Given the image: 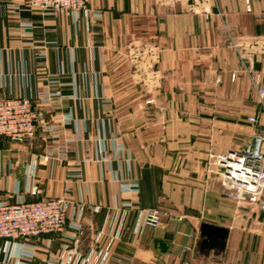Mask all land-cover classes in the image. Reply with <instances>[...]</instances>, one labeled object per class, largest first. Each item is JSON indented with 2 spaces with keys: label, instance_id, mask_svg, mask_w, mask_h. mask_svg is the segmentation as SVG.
Instances as JSON below:
<instances>
[{
  "label": "crops",
  "instance_id": "1",
  "mask_svg": "<svg viewBox=\"0 0 264 264\" xmlns=\"http://www.w3.org/2000/svg\"><path fill=\"white\" fill-rule=\"evenodd\" d=\"M21 2L0 0V98H33L49 85L59 95L44 107V121L64 113L73 121L61 133L38 126L31 142L0 143V199L66 195L81 202L83 253L95 247L116 204L133 202L107 264L122 255L133 264H264V214L223 187L210 158L264 134L247 121L262 104L244 66L259 72L264 86V0H92L95 17L88 10L46 14ZM16 3L19 9L9 8ZM132 41L155 46L153 62L143 60L139 70L126 56ZM61 149L66 158H45ZM131 180L139 191L123 192L121 182ZM154 207L166 212L161 224L134 234L135 210ZM203 222L228 229L223 251L201 249ZM32 242L34 264L61 243Z\"/></svg>",
  "mask_w": 264,
  "mask_h": 264
},
{
  "label": "built area",
  "instance_id": "2",
  "mask_svg": "<svg viewBox=\"0 0 264 264\" xmlns=\"http://www.w3.org/2000/svg\"><path fill=\"white\" fill-rule=\"evenodd\" d=\"M182 0H169L170 5L175 6ZM193 4L208 2L209 0H183ZM216 1V0H214ZM92 0H22L21 4L29 8H38L46 14L64 13L71 11L74 14L82 10H88L95 17L91 7ZM19 3L9 5L12 10L20 8ZM206 13L211 12L210 6L203 7ZM31 26V23H22L21 29ZM237 49V44L233 43ZM135 58H142L152 52V47H133ZM154 56L155 50L153 48ZM243 59V58H242ZM150 72H153L152 65ZM247 72L254 86L257 88L262 104L261 114H252L247 118L253 127L261 126L264 130V86L261 74L251 66L245 64ZM235 77V74L232 77ZM51 82V80H50ZM59 93L46 85L36 97H11L0 98V143L13 141L18 143L31 142L37 132L38 126L47 132L61 133L65 126L73 121V116L64 113L53 122L44 121V107L47 106ZM116 135L120 130H116ZM255 141L246 144L240 149L229 150L222 154H210L212 165L217 168L221 183L224 188L234 192L239 199L248 197L250 203L257 205L264 214V151L262 144L264 134H255ZM80 135L73 137L79 139ZM124 150L122 143L116 148ZM105 151L102 147L101 152ZM54 152L59 153L60 158H66L67 149L50 150L45 158ZM106 156L100 160H107ZM131 175V169L127 171ZM71 175L80 176V169H71ZM120 189L123 192H138L139 184L134 181H122ZM30 192L36 194L37 185L29 187ZM69 186L65 187V193ZM131 201L118 202L110 214L104 220L101 228L94 237L95 247L88 253L80 249L86 229L82 223L85 214V206L81 202H74L66 195L45 198L37 201H27L23 198L9 202L0 199V264H34L36 244L35 238L47 237V247L51 246L53 238L60 240V247L56 252L49 254L43 264H107L113 257L114 247L124 227V219L128 212L134 210ZM93 212H100V205H91ZM136 218L133 233L141 235L147 227H157L166 215L160 207L136 209ZM120 214V218H119ZM118 218L120 220H118ZM119 224V225H118ZM118 225L119 232L112 235V230ZM111 234V235H110ZM111 236V238H110ZM106 238L109 242L106 244ZM115 264H133L129 256H116ZM184 264H189L185 261Z\"/></svg>",
  "mask_w": 264,
  "mask_h": 264
},
{
  "label": "water",
  "instance_id": "3",
  "mask_svg": "<svg viewBox=\"0 0 264 264\" xmlns=\"http://www.w3.org/2000/svg\"><path fill=\"white\" fill-rule=\"evenodd\" d=\"M200 234L202 242L200 244L202 248L216 249L223 251L226 246V238L228 236V229L215 224L203 222L200 226ZM164 242L160 241L161 247L164 246Z\"/></svg>",
  "mask_w": 264,
  "mask_h": 264
},
{
  "label": "rangeland",
  "instance_id": "4",
  "mask_svg": "<svg viewBox=\"0 0 264 264\" xmlns=\"http://www.w3.org/2000/svg\"><path fill=\"white\" fill-rule=\"evenodd\" d=\"M141 47V48H144V47H152V52L147 54L146 56L142 57V58H135L134 55H133V50L134 48L133 47ZM153 48H155L154 44L152 43H144V42H140L138 43L137 41H132L130 42L129 46H128V50H127V57L129 60H131V62L133 63V66L139 70V65L138 64H143V60H145L148 64L149 63H152L153 62V59H154V52H153ZM150 72V71H149ZM151 74L153 72H150ZM148 102L152 101V99L150 100H147ZM12 142V141H11ZM214 154V153H213Z\"/></svg>",
  "mask_w": 264,
  "mask_h": 264
}]
</instances>
